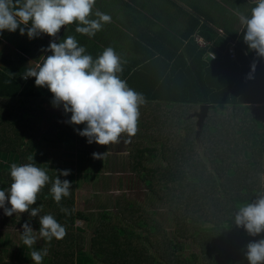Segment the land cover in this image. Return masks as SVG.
Masks as SVG:
<instances>
[{
	"label": "trees",
	"instance_id": "trees-1",
	"mask_svg": "<svg viewBox=\"0 0 264 264\" xmlns=\"http://www.w3.org/2000/svg\"><path fill=\"white\" fill-rule=\"evenodd\" d=\"M140 1L107 0L106 4H116V11L125 20L140 24L137 19L133 20L136 11L132 5H139ZM174 4L182 11L178 19L181 26L173 25L171 34L160 27L153 30L145 23L141 27L129 24L132 35L124 33L121 37V45L129 55L120 58L122 71L117 74L141 94L143 103L139 106L138 123L142 128L149 127V133L133 136L128 151L130 163H135L133 168L137 171L146 169L145 188L152 192L150 195L158 196L168 211L159 212L156 201L151 202L150 197L145 209L127 200L114 214L106 210L105 203L97 204L101 210L95 222V235L89 237V247L97 248L93 252L95 264L103 261L119 264V257L123 258L122 264H159V261L163 264H248L244 255L247 243L264 238V233L255 237L244 233L246 230L234 221L239 204L251 203L264 194V179L261 180L260 174L262 171L264 178V57L257 56L244 42L245 30L236 31L227 20L216 22L214 17L212 20L205 9L203 15H196L194 7H199L192 3ZM95 7H98L96 3ZM252 7L254 2L244 4L246 16H250ZM213 21L219 24L212 26ZM106 25L105 30L98 32L113 37L114 28ZM76 26L73 23L62 27L60 35L62 38L74 36L80 45L88 46L86 53L95 59L104 49L87 35L77 33ZM217 27L223 32L218 33ZM8 33L9 39L19 41L21 51L47 45L42 38L37 44L32 42L26 32L20 34L19 28ZM196 37H201L206 45L198 43ZM229 41L234 43L231 53ZM14 54L23 59L20 52ZM4 55L1 52L4 65H0V156L16 153L18 163L32 162L44 168L49 163L50 151L43 150L37 139L42 137L49 141L48 146L57 150L52 154L63 157L66 163L76 155L86 160V153L95 151V142L89 144L86 137L74 133V129L69 131L58 120L53 124L48 122L39 137V131L34 128L38 116L36 103L52 98V94L46 87H37L34 77L24 78L28 66L12 63ZM217 107L228 114L218 112ZM199 109L201 121L196 127L194 119ZM25 136L28 137L24 142ZM197 142L205 146L198 153L193 147ZM98 147L104 148L99 144ZM249 150L250 158L246 155ZM185 165L186 168L181 167ZM232 166H235L234 173L227 176ZM1 167L0 189H7L11 184L5 183L10 178L9 168ZM56 169L52 165L45 169L50 182L32 207H40V215L51 214L57 221H70V225L76 214L87 219L85 212L73 211L72 189L59 203L53 200L49 189L51 181L59 175ZM191 171L197 173L188 175ZM59 178L70 180L72 176L70 173ZM22 220L32 221L39 230L38 216L23 219L7 216L3 223L9 227ZM203 222H210L212 226L202 228ZM167 223L172 225L171 234L162 230ZM74 236L78 244L83 243L82 236L67 231L63 239L56 240L50 264H72ZM152 244H164L165 248L150 257L146 252ZM197 245L198 252L193 249ZM18 248L12 252L11 261H2L0 253V264H32Z\"/></svg>",
	"mask_w": 264,
	"mask_h": 264
},
{
	"label": "clouds",
	"instance_id": "clouds-1",
	"mask_svg": "<svg viewBox=\"0 0 264 264\" xmlns=\"http://www.w3.org/2000/svg\"><path fill=\"white\" fill-rule=\"evenodd\" d=\"M95 3L96 0H0V32H15L19 28L20 34L26 32L29 39L41 34L56 38L62 27L75 23L77 33L92 37L111 21L109 15L99 10L93 12ZM93 16L95 18H90ZM239 20L241 29L245 30L244 42L250 50H255L257 56L264 57V0H254L250 16L240 14ZM196 41L206 45L201 37H196ZM233 44L228 42L230 49ZM42 51L51 54L30 61L24 78L34 77L37 87H46L51 92L53 106H62L65 114L70 113L68 123L84 125L83 129L76 131L86 137L89 144L95 142L109 146L118 143L124 134L131 137L137 133L139 106L143 98L117 75L122 68L113 48H105L93 59L74 36L68 35L59 42L51 40ZM208 55L215 57L212 53ZM252 70H255V64ZM104 155L92 153L96 159ZM57 171L59 175L51 181L49 192L59 203L70 195L72 184L59 178L68 176L70 169ZM9 174L10 187L0 189V208L4 214L12 216L13 213L28 212L30 217H39V230H34L29 222L22 225V244L33 249L38 238L47 241L63 239L66 227L51 214L40 215V207H32L41 190L50 182L48 172L32 162H13ZM234 221L250 236L264 233V194L240 206ZM47 254V249H33L29 256L33 264H43ZM244 255L248 264H264V238L248 242Z\"/></svg>",
	"mask_w": 264,
	"mask_h": 264
},
{
	"label": "rangeland",
	"instance_id": "rangeland-1",
	"mask_svg": "<svg viewBox=\"0 0 264 264\" xmlns=\"http://www.w3.org/2000/svg\"><path fill=\"white\" fill-rule=\"evenodd\" d=\"M107 0H97L96 4L98 7H95L94 9H98V10H102L105 14L109 15L111 18L110 23L107 24H111L114 23L115 24V19L114 17H112V14H114L113 12L116 10L117 5L115 4H111V6L106 4ZM239 1H241L240 3H238ZM246 1H253L254 0H246ZM140 2L144 3L145 2V7H146V11L147 14L150 11V5L149 4H154L155 5V10H161V11H166V12H170L172 14V17L174 20H176L177 22L175 23V25H178V19L180 17V15L182 14V11L180 9L177 8V6L174 3H177L180 5V2L183 4H187L188 2L186 0H175V1H171V0H141ZM220 3L219 1H213V3ZM141 3V4H142ZM205 3V6H207V3ZM238 3V4H237ZM102 4V6H101ZM227 4L229 6H242L239 7V9H243L244 7V1L243 0H227ZM135 11H136V15L137 14H143L145 12V9L140 7L138 4L133 3L132 4ZM101 6V8H100ZM183 6V5H182ZM213 7H217L215 4L213 5ZM209 9V7H207ZM218 8V7H217ZM221 8H218L219 10V16H217V14H211V18L212 20L215 19V21H217L219 19V21H229V26H233L234 28L238 29V32H242L241 29V24H240V20L237 19L239 18L237 13L234 12V9L230 7V9L228 10H224ZM238 8V7H237ZM186 9V8H185ZM210 13H212V11L209 9L208 10ZM138 16V20L139 22H147V18H143L140 15ZM214 17V19H213ZM160 20H164L163 17L159 18ZM173 20V21H174ZM161 22V21H160ZM232 22V23H230ZM174 25V24H173ZM156 28V27H155ZM111 33H113V37H108L107 33L104 34L103 37H105L106 39H116V40H120L121 37H124L125 34L122 31L119 30H113L111 31ZM98 35H101V33H97ZM130 35H132V32H129ZM62 35H57V37L55 38L57 40V42L62 39ZM98 38V36H97ZM53 40L52 38H49V40H47L48 44L49 42ZM48 46V45H46ZM85 49L88 46H84ZM107 47H111L112 46H107ZM106 47V48H107ZM116 52V54L119 56V58H123L129 55L127 49L122 48L123 50H119V49H115L113 48ZM9 50L10 47H9ZM13 50V49H12ZM218 112H225V109L223 108H216ZM246 112V109L243 111V113ZM201 110H197L196 111V115L195 119H194V124L196 125V127H198V123H200L201 119ZM242 113V114H243ZM225 114H228V111L225 112ZM140 127H138V131L135 134L137 135H142V134H146L149 133V127L146 128H142L141 125H139ZM35 128V127H34ZM36 129V128H35ZM34 131V130H31ZM134 135V136H135ZM41 136V133L39 132V137ZM28 136H25L27 140ZM39 139V141L41 142V146L43 147L44 151H51V152H56V149L51 148L50 146H48L47 142L42 143L43 139L41 138H37ZM96 145V151L100 152V153H108L107 154V158H109V162L104 166L103 163L102 164H97L92 168V170H89L90 167H92L93 163H91V166H89L86 162H84L85 160L83 158H78L77 155L74 156L73 158V166L70 167V172L72 173L73 178L70 179L69 181L72 184V206H73V211H83L85 212L89 218L85 219L84 217L78 216L77 214L75 216V221L72 222V225H70V221L65 223L62 221V219L58 220L59 223H61L63 226L66 227V232L67 231H71L74 234H78L79 236H82L83 239V243L82 244H78L77 238L74 236L73 239V261L72 264H84L83 261H86V264H95L97 263L93 257V252L97 250L96 247H89V237L91 238V236L93 237L95 235V222L98 220L99 216H98V212H100V207L97 206V204H101V203H105L107 208L106 210L111 212V214L116 213V208L121 204L123 205V201H127L128 203H131L132 205L138 207V208H143L145 209V206L147 204L151 202H155L158 205V211L160 212H167L168 209L165 207V203L163 201H161L159 199L158 196L156 195H150L152 192L149 193L148 188H145V183L148 182L146 179V169H143L142 171H137V169H134V165L135 163L129 160V154H120L117 155L118 153L114 152L113 150H102L101 148L98 147V144L95 143ZM174 145V144H173ZM175 145H178L177 143H175ZM194 147V151L196 153L201 152L202 149L205 147L203 145H201V143L197 142L196 145L193 146ZM128 153V152H126ZM252 152L246 151V155L250 158ZM16 153L11 155V156H0V171L3 170V168L1 167L2 165H7L8 168L9 166L15 162L18 163L17 161V157H16ZM88 156V155H87ZM49 159H55L53 156L48 157ZM89 160L91 161H96V160H101L102 158L96 159L93 157L88 156ZM200 160L202 161V158H200ZM163 162H167V160H164ZM254 163V162H253ZM51 165L56 169V170H64V166L65 163L62 159H55L54 162H51ZM50 164L46 165L45 164V169L51 166ZM183 168H186L187 166H181ZM235 166H232V168H229L226 172L227 176H231L234 171L233 168ZM110 168H114L115 170H117L116 174H112L110 175L108 172V169ZM211 168V167H210ZM190 170V168L188 169V171ZM260 171V168H259ZM5 172V171H4ZM9 173V172H7ZM197 172L193 173V171L189 172L188 175H195ZM261 174V180L264 179L262 178V171H260ZM92 175V176H90ZM117 175V176H115ZM87 176V177H86ZM11 183V179L7 178L5 183ZM117 185H122L121 189H115V187ZM141 186V187H139ZM219 188V187H217ZM154 192V191H153ZM155 193V192H154ZM149 197H150V201H149ZM148 199V200H147ZM248 202L245 203H241L239 204L240 206L247 204ZM117 204V205H116ZM8 207H10V205H8ZM132 207V206H131ZM90 214V215H89ZM16 219L18 218H29L30 215L28 212L22 213V214H16L13 213V215ZM7 217V215L4 214V210L3 208H0V238L1 240V245H0V253H1V260L2 261H9L12 259V252L16 249V247L18 248V252L19 250L24 253V258L28 259L32 264L33 261L31 259V257L29 256V253L33 250H42V249H47L48 250V254L47 256L44 257V261L43 264H50L53 252L56 251V247H57V243H56V239L53 238L51 241H47L43 238H38L37 243L35 245H33V249H29L26 246H24L22 244V241L20 239L21 236V232L23 231L22 225L26 222L25 220H22V222H20L19 224H15V226H9L7 227V225H5L3 223V218ZM32 218V217H30ZM31 225V227L34 230H37L36 225L32 222V221H28ZM228 225V223L226 224ZM208 226H212V224L210 222H203L201 224V227H208ZM165 228H162V230H166V234L167 232L172 231V225L171 224H165L164 225ZM244 233H246V231H244ZM37 235H38V231H37ZM194 238V237H193ZM179 241V240H178ZM181 242V241H180ZM163 245V246H162ZM160 246V244H156L153 246L152 245H148V250L149 252H146L150 257H154L157 251H161L162 249L165 248L164 244H162ZM78 249H81V251H79ZM194 251L198 252L200 250V246L197 245L194 248ZM79 251V252H77ZM185 251L187 252V249L185 248ZM184 252V253H186ZM83 258V259H81ZM118 260V257H117ZM116 262V261H115ZM123 262V258L120 259L119 257V264H122ZM106 262L103 261L102 264H105ZM159 264H163V262L159 261Z\"/></svg>",
	"mask_w": 264,
	"mask_h": 264
},
{
	"label": "crops",
	"instance_id": "crops-1",
	"mask_svg": "<svg viewBox=\"0 0 264 264\" xmlns=\"http://www.w3.org/2000/svg\"><path fill=\"white\" fill-rule=\"evenodd\" d=\"M186 1L188 2L187 4H183V3L180 2L181 5L187 6L188 4L192 3V4H194V5L199 7V9L194 7L195 10L197 11L196 15L197 14L203 15V9H205L207 11L210 9L212 11V13H210L208 11L210 15L211 14H217V16H219L218 15L219 14V11H218L219 9L218 8H221V7H223L222 9H224V10H228V9H230V7L233 8L234 12L237 13L238 17H239L240 14L246 15L245 10L239 9V8H237V6L236 7L235 6H229L227 4V0H186ZM213 1H219L220 3H215V2L213 3ZM243 1H244L245 6H246V4L248 2L249 3L253 2V1H246V0H243ZM96 2H97V0H96ZM204 2L207 3V6H205ZM214 4L218 8L217 7H213ZM149 5H150V11L147 14L146 7L142 6V4H139L140 7L145 9V12L143 14H137V15H140L143 18H147V22H145V24L148 25V26L153 27V30H155V27L156 28L160 27V28H163L164 30H166L169 34L173 33V29H172L173 24H174V26H178V25H175V23L177 21H173L172 14L170 12L161 11V10L156 11L154 4H152V5L149 4ZM101 6H102V4H101ZM207 7H209V9ZM183 11H184V13H186L185 10H183ZM113 13L114 14H112V17H114V19H115V24L111 23L110 27H113L114 30H119V31H122L123 33H127L129 36H131L129 34V32L131 31V29L129 27V24H131V25L135 24V26H137V27L140 24H143V22H140V24L134 23V21H135L134 18L138 20V16L135 13H134V17H133V20H134L133 24H132V22L129 23L127 20H125V18L121 14H119L118 11L115 10ZM160 17H163V19H164V20H160L161 22L159 21ZM185 19L188 21V16H185ZM237 19H239V18H237ZM180 22H181V20H179V23H178L179 26H181ZM213 22L215 24L212 23L211 24L212 26H215V25L219 24V23H216L217 21L216 22L213 21ZM228 23H229V21H228ZM230 23H232V22H230ZM106 27H107L106 24L103 25L102 30H105ZM140 27H141V25H140ZM144 27L145 26H143L142 28H144ZM219 29L222 30V28H220V27L216 28V31L218 33H220ZM234 29H236V31H238L237 28H234ZM8 32L9 31H5V30L0 32V54H1V52H3V54H5L4 55L5 58L7 60L11 61V62L13 61L12 63L24 64V65L28 66L30 61L38 59L41 55H49L48 52H43L42 51V49L46 48L47 46H43L41 48H37L36 50H31V51H21V50H19V48H18L19 41H16L15 39H11V38L9 39L8 38L9 36H7V34H9ZM222 32H223V30H222ZM99 33H101V35H98L97 33H95L94 36L89 37L90 41H92V42L95 41L103 49H105L107 46H112L115 49H119V47L123 48L122 45H121L122 38L120 40H116V39H113V38L106 39L105 37H103L105 33L104 34H103V32H99ZM60 34H62L61 31L57 35H60ZM97 36H98V38H97ZM26 37L28 38L27 35H26ZM21 38H22V36H21ZM41 38L44 39L46 42H47V40H49V38L55 39L54 37H50L47 34H44V35L41 34L40 36H38L36 38H33L32 42L37 44L39 42V40H41ZM47 45H48V42H47ZM9 47H10L11 50H9ZM122 50L123 49H121V51ZM15 52H20L21 53V57L23 59H20V57H16L15 54H14ZM3 60L4 59H2V57H0V65H4V61ZM36 104H37V108H35V104H34V108L38 112V116L36 118V122H35V126L34 127L41 133L44 131L46 125L49 124L48 122L53 124L54 121H56V120H58L60 122L61 126H66L67 125L68 126L67 129L69 131L74 129L73 130L74 133L77 132L76 129H78L79 127L83 126V124H81V126H80V125H74V124L68 123L67 121L69 120L68 118L70 117V113L65 114L64 111H63L62 106L54 107L53 104H52V98H49L47 100H42L41 99L40 101H37ZM139 125H140V123H138V127H140ZM48 137H50V136H48ZM132 138H133V136L129 137L126 134H124V135L121 136L120 141L118 143L112 144V145H109V146H103L104 148L103 149L101 148V149L102 150H113L114 152L118 153L117 155L128 154L126 152L129 151L130 145L132 144V141H133ZM41 140H42V143L47 142L49 144V141L44 140V139H41ZM94 152H97V151L95 150ZM52 153H54V152L50 151V153L48 154V157L53 156L55 159H57V158L58 159H62L64 161V163H65V166L63 168L64 170L65 169H70V167L73 166V163H74L73 161H69L68 163H66L63 157H57V156H55V154H52ZM92 153L93 152H87L86 155H88L90 157H93ZM107 154L108 153H106V155H104L101 160H96V161L89 160V158L87 156V159L84 162H86L89 166H91V163H93L92 164L93 166L90 167L89 170H92V168L96 165V163L97 164H102L103 163V165L105 166L109 162V158L106 157ZM55 159H49V163L54 162ZM108 171H109L108 173L110 175H112L113 173L114 174L117 173V170H115L114 168H110V169H108ZM71 176H72V173H71ZM115 176H117V175H115ZM72 178H73V176H72ZM121 186L122 185H117L115 187V189H121ZM87 218H89V216ZM74 221H75V218H74Z\"/></svg>",
	"mask_w": 264,
	"mask_h": 264
},
{
	"label": "built area",
	"instance_id": "built-area-1",
	"mask_svg": "<svg viewBox=\"0 0 264 264\" xmlns=\"http://www.w3.org/2000/svg\"><path fill=\"white\" fill-rule=\"evenodd\" d=\"M219 31H220V33H222V30L221 29H219ZM229 50L232 52V49L229 48Z\"/></svg>",
	"mask_w": 264,
	"mask_h": 264
}]
</instances>
